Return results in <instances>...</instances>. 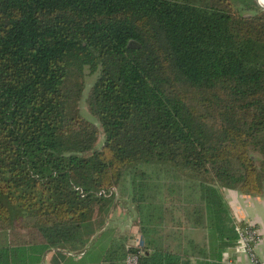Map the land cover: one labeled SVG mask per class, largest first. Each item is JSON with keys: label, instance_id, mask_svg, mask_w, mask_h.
<instances>
[{"label": "trees", "instance_id": "trees-1", "mask_svg": "<svg viewBox=\"0 0 264 264\" xmlns=\"http://www.w3.org/2000/svg\"><path fill=\"white\" fill-rule=\"evenodd\" d=\"M256 2L0 0V230L35 253L81 250L93 216L128 200L142 244L128 235L100 264L128 249L140 264H237L223 189L264 192ZM87 69L99 126L80 113Z\"/></svg>", "mask_w": 264, "mask_h": 264}, {"label": "crops", "instance_id": "crops-1", "mask_svg": "<svg viewBox=\"0 0 264 264\" xmlns=\"http://www.w3.org/2000/svg\"><path fill=\"white\" fill-rule=\"evenodd\" d=\"M225 201L230 209L231 218L235 224L243 222L257 229L261 242L256 248V254L264 259V192L258 195L243 194L235 190L223 189ZM115 201L108 213H97L93 216L90 226L95 235L90 239L86 248L66 247L52 249L47 253H35L24 235L10 230H0V262L1 264H100V260L112 245L120 244L122 238L131 235L129 245L136 244L141 235L134 225L136 211L130 201L128 218L120 210ZM127 202V201H125ZM26 234L21 231V234ZM192 236L201 242L205 235L203 230H192ZM31 246V247H30ZM3 251V252H2ZM238 252L240 255L238 256ZM4 254V255H3ZM246 255V257H245ZM227 256L234 257L237 264H250L249 257L243 246L236 241L235 247L227 250ZM3 259V260H2ZM35 260H38L35 262Z\"/></svg>", "mask_w": 264, "mask_h": 264}, {"label": "built area", "instance_id": "built-area-1", "mask_svg": "<svg viewBox=\"0 0 264 264\" xmlns=\"http://www.w3.org/2000/svg\"><path fill=\"white\" fill-rule=\"evenodd\" d=\"M239 242L246 251V254L250 260V264H264V259L259 258L256 254V248L261 242V237L257 229H255L252 225H246L245 228L239 229ZM141 244V239L138 238L136 240V244L134 245L140 247ZM129 246L128 248H130ZM125 264H140L139 255L130 252L128 249Z\"/></svg>", "mask_w": 264, "mask_h": 264}, {"label": "rangeland", "instance_id": "rangeland-1", "mask_svg": "<svg viewBox=\"0 0 264 264\" xmlns=\"http://www.w3.org/2000/svg\"><path fill=\"white\" fill-rule=\"evenodd\" d=\"M96 78H97V75L92 74L89 69H87L85 71V85H86V89H85L83 97H82V99L80 101V113L85 119H87L91 123L99 126V122H98L97 118L94 117L89 112L88 107H87V101H86L87 97H88V94H89V91H90V88L94 84ZM103 142H104V139L101 136L99 138L98 142H97V147L98 148L101 147L103 145ZM154 171H155V169H150L148 172L152 174V173H154ZM125 201H127V202H125ZM127 203H129L128 200H123L121 202H117V206L121 207L120 210L122 211V213L125 215L124 217H126V218H128V214H129V210H128L129 206L127 205ZM130 207H131V203H130ZM176 212L178 213V211H175V214H176ZM168 224L171 225V223H168ZM239 229H241L239 224H236V231H237L238 235H239ZM239 255H240V253L238 252V256ZM245 257H246V255H245Z\"/></svg>", "mask_w": 264, "mask_h": 264}, {"label": "water", "instance_id": "water-1", "mask_svg": "<svg viewBox=\"0 0 264 264\" xmlns=\"http://www.w3.org/2000/svg\"><path fill=\"white\" fill-rule=\"evenodd\" d=\"M255 2H256V0H254ZM256 4L262 9V10H264V6L258 1V2H256Z\"/></svg>", "mask_w": 264, "mask_h": 264}, {"label": "bare ground", "instance_id": "bare-ground-1", "mask_svg": "<svg viewBox=\"0 0 264 264\" xmlns=\"http://www.w3.org/2000/svg\"><path fill=\"white\" fill-rule=\"evenodd\" d=\"M264 6V0H257Z\"/></svg>", "mask_w": 264, "mask_h": 264}]
</instances>
